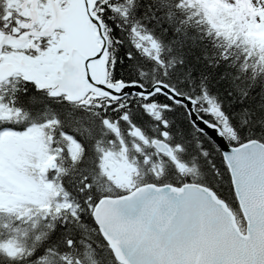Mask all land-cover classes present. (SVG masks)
Segmentation results:
<instances>
[{
	"label": "snow or ice",
	"instance_id": "1",
	"mask_svg": "<svg viewBox=\"0 0 264 264\" xmlns=\"http://www.w3.org/2000/svg\"><path fill=\"white\" fill-rule=\"evenodd\" d=\"M0 264H264V0H0Z\"/></svg>",
	"mask_w": 264,
	"mask_h": 264
}]
</instances>
